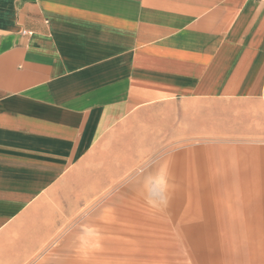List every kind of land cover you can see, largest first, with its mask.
I'll return each instance as SVG.
<instances>
[{
	"label": "crops",
	"instance_id": "0c3cea01",
	"mask_svg": "<svg viewBox=\"0 0 264 264\" xmlns=\"http://www.w3.org/2000/svg\"><path fill=\"white\" fill-rule=\"evenodd\" d=\"M107 261L264 264V0H0V264Z\"/></svg>",
	"mask_w": 264,
	"mask_h": 264
},
{
	"label": "rangeland",
	"instance_id": "374dc122",
	"mask_svg": "<svg viewBox=\"0 0 264 264\" xmlns=\"http://www.w3.org/2000/svg\"><path fill=\"white\" fill-rule=\"evenodd\" d=\"M182 159H137L136 163H132L129 165L123 166V181L122 187H130L135 186L138 192L145 193L141 199H138V196L134 195H123L122 202L123 203H148V204H158L164 203L167 199L165 193L168 189L169 182L175 183L174 180L171 179L172 174H175L176 171V162ZM218 160V161H217ZM226 161V165L229 168H237L240 166V162H249L250 159H221ZM213 161V160H212ZM217 163L211 166L212 170L216 168H220V159L214 160ZM218 166V167H217ZM126 167V170H125ZM219 170V169H217ZM175 171V172H174ZM136 177L135 185H130L129 183ZM133 183V182H132ZM97 198V197H92ZM106 200L110 199L111 197L106 196ZM141 216L138 221V235H144L146 228H142L148 224L149 222L145 220L146 212H138ZM171 236L175 235V228H171ZM171 245H177L176 242L170 241ZM140 246V242L138 244ZM112 261H107V264H112Z\"/></svg>",
	"mask_w": 264,
	"mask_h": 264
}]
</instances>
